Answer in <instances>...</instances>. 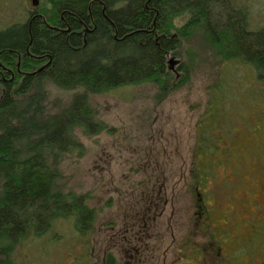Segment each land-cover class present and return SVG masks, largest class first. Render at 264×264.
I'll return each instance as SVG.
<instances>
[{"label": "trees", "instance_id": "trees-1", "mask_svg": "<svg viewBox=\"0 0 264 264\" xmlns=\"http://www.w3.org/2000/svg\"><path fill=\"white\" fill-rule=\"evenodd\" d=\"M62 3L80 11L78 16H66L67 21L62 22L58 15L34 13L24 22L0 29V69L14 67L19 59L27 60L33 68L50 61L38 73L17 76L18 81L0 77V264H13L16 245L28 236L44 235L56 217H76L74 228L79 235L91 226L93 211L81 198L71 200L56 192L60 175L48 159L50 150L67 152L77 145L73 127L89 133L101 129L93 118L88 94L145 81H156L166 91L174 89L177 78L168 66V55L176 52L193 29L201 30L206 42L226 60L250 63L264 79V28L250 29L247 14L234 0ZM184 15L185 24L173 33V19ZM68 27L69 31L62 30ZM42 81L82 92L75 94L61 113L45 114ZM229 101L217 88L197 122L186 166L192 171L193 193L197 187L207 190L215 185L216 171L225 164L233 168L230 156L235 140H223V145L219 140L221 107ZM231 116L226 110V117ZM224 130L225 137L233 133L230 123Z\"/></svg>", "mask_w": 264, "mask_h": 264}, {"label": "rangeland", "instance_id": "rangeland-1", "mask_svg": "<svg viewBox=\"0 0 264 264\" xmlns=\"http://www.w3.org/2000/svg\"><path fill=\"white\" fill-rule=\"evenodd\" d=\"M234 2L247 14L250 29L264 28V0ZM47 5V0H40L41 8ZM34 7L32 0H0V29L26 21L28 8ZM186 20L185 15L173 19L172 32L177 33ZM189 34L176 52L168 55V66L177 78L174 89L166 91L156 81H145L88 94L93 118L101 129L89 133L82 127H73L77 145L67 152L50 150L48 159L60 175L56 192L69 195L71 200L81 198L93 211V222L79 235L74 228L76 217H56L44 235L28 236L16 245L11 255L13 264H102L103 251L108 249L103 239L108 234V225L111 220L120 225L124 192L140 178L133 170L135 167L143 170L138 174L145 180L154 165L175 173L187 168L196 140L197 122L217 88L231 100L224 110H229L231 115L235 107L234 114L237 113L228 118L233 133L225 139L235 140V148L246 151L242 154L243 160L234 162L233 168L264 169V79L257 76L253 65L247 66L240 59L226 60L206 42L201 30L193 29ZM16 62L15 68L20 64L22 70L31 72L50 64L43 61L40 67L33 68L27 60ZM182 67L183 70L177 69ZM41 84L42 94L46 96L44 111L49 115L61 113L73 96L82 92L61 89L51 82ZM255 116L259 117L260 124L256 123L255 140H251L257 159L253 163L247 159V147L242 145V132L252 130ZM159 151L160 156L156 153ZM147 155L154 157L147 160ZM141 157L143 166L136 163ZM222 168L230 166L225 164ZM217 192L218 188L212 194ZM180 203L175 207L180 215L177 231L185 233L192 223L188 224L185 217L189 210L184 201ZM256 250L259 253L263 247L258 245Z\"/></svg>", "mask_w": 264, "mask_h": 264}, {"label": "flooded vegetation", "instance_id": "flooded-vegetation-1", "mask_svg": "<svg viewBox=\"0 0 264 264\" xmlns=\"http://www.w3.org/2000/svg\"><path fill=\"white\" fill-rule=\"evenodd\" d=\"M47 2L48 5L42 8L40 0L37 5L32 2L35 7L28 8V16L50 13L66 22V16L77 17L80 13L77 9H67L63 0ZM56 3L62 7H57ZM87 11L91 15V5ZM62 30L69 31V27ZM1 68L0 77L11 81L17 76L26 77L33 73L22 70L20 64L16 69L13 66ZM234 108L232 115H237ZM262 111L264 113V107ZM220 119L219 140L223 145V140H227L225 124L230 123L223 106ZM256 123L260 124V120L255 116L252 130L242 132V145L247 147V159L253 163L257 160L251 142L255 140ZM239 148H235L230 156L233 164L243 160L242 154L246 151L240 152ZM156 153L160 156V151ZM153 157L147 155L146 158ZM142 160L141 157L136 163L143 166ZM157 168L156 165L149 168L150 174L145 180L138 174L143 170L137 167L133 170L140 178L124 192L120 225L113 220L108 225V234L103 237L108 249L103 251L102 264L111 260L116 264H264V169L220 168L216 171L215 185L207 190L197 187L193 193L190 168L177 170V173ZM216 188L217 195H213ZM181 200L189 210L185 215L187 222L192 223L185 233L177 231L180 215L175 207L181 204ZM258 245L263 247L259 253L256 250Z\"/></svg>", "mask_w": 264, "mask_h": 264}, {"label": "water", "instance_id": "water-1", "mask_svg": "<svg viewBox=\"0 0 264 264\" xmlns=\"http://www.w3.org/2000/svg\"><path fill=\"white\" fill-rule=\"evenodd\" d=\"M34 5L38 4V0H32ZM173 64V59L170 61ZM48 65V64H47ZM47 65H44L42 68H40L37 72H40L42 69H44Z\"/></svg>", "mask_w": 264, "mask_h": 264}]
</instances>
